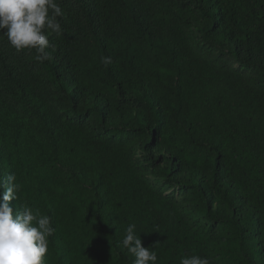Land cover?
I'll use <instances>...</instances> for the list:
<instances>
[{"label": "trees", "instance_id": "obj_1", "mask_svg": "<svg viewBox=\"0 0 264 264\" xmlns=\"http://www.w3.org/2000/svg\"><path fill=\"white\" fill-rule=\"evenodd\" d=\"M57 3L48 60L0 32V178L45 264H134L132 223L158 264H264V0Z\"/></svg>", "mask_w": 264, "mask_h": 264}, {"label": "clouds", "instance_id": "obj_2", "mask_svg": "<svg viewBox=\"0 0 264 264\" xmlns=\"http://www.w3.org/2000/svg\"><path fill=\"white\" fill-rule=\"evenodd\" d=\"M59 17L66 14L57 0H0V32L16 51L35 50L39 62L50 58L46 51L51 46L49 37L62 33ZM101 62L109 65L112 61L102 57ZM0 189V264H45L49 238L55 233L51 218L27 204L13 211L11 202L20 199L15 174L0 178ZM119 243L122 250L135 257L134 264H158L156 252L143 246L134 223L128 225ZM180 264L210 262L190 255L183 256Z\"/></svg>", "mask_w": 264, "mask_h": 264}]
</instances>
